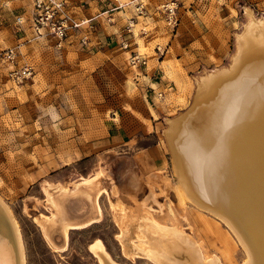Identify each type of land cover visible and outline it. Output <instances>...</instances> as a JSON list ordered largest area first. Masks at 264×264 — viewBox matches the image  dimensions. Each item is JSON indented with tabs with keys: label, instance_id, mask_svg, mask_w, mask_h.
<instances>
[{
	"label": "rangeland",
	"instance_id": "374dc122",
	"mask_svg": "<svg viewBox=\"0 0 264 264\" xmlns=\"http://www.w3.org/2000/svg\"><path fill=\"white\" fill-rule=\"evenodd\" d=\"M9 1L0 2V43L18 56L15 67L0 65V198L19 222L26 264H101L91 250L96 242L115 264H153L129 255L122 244L118 202L137 218L146 211L161 225L179 227L205 256L242 264L243 249L223 222L176 201L167 183L175 178L165 132L168 120L192 107L197 80L230 66L236 36L248 19L245 8L264 18V0H237L223 8L217 0H177L180 21L174 31L158 16L146 20L145 66L133 65L120 43L127 21H138L140 36L144 19L136 13L137 0L101 1L106 6L101 13L95 0H68L73 16L89 20L97 34L90 49L75 40L64 48L49 37L39 42L29 23L16 24L18 16L30 17L27 2ZM95 14L100 19L94 23ZM25 66L32 76L14 83L8 72ZM86 181L93 183L88 190L96 195V213L77 222L88 225L70 229L66 240L56 234L54 249L44 231L51 214L47 197L60 187L69 196L73 185ZM69 206L78 217L89 213L84 200L70 199Z\"/></svg>",
	"mask_w": 264,
	"mask_h": 264
},
{
	"label": "bare ground",
	"instance_id": "6f19581e",
	"mask_svg": "<svg viewBox=\"0 0 264 264\" xmlns=\"http://www.w3.org/2000/svg\"><path fill=\"white\" fill-rule=\"evenodd\" d=\"M27 1L32 12V0ZM118 2L123 0L115 1ZM69 12L73 15L70 6ZM136 13L143 16L137 10ZM245 14L248 19L236 36L237 49L230 66L204 73L197 80L190 110L167 121L165 139L175 178L167 183L180 206L190 203L228 227L243 249L242 264H264V18L249 9ZM128 27L141 64L146 61L144 46L134 21ZM30 28L35 39H53L44 30L36 33L31 25ZM129 59L138 66L130 53ZM89 184L86 181L82 187L73 185L69 196L63 187L56 188L54 197L48 195L51 214L44 219V231L54 249L56 234L66 240L70 229L88 225L77 222L96 213L97 198L92 189L88 190ZM70 199L88 202L89 213L83 218L74 215ZM116 207L123 233L120 240L129 255L144 257L153 264H223L219 257L205 256L201 246L179 227L161 225L146 211L137 218L134 209L128 211L120 202ZM91 250L101 264H115L100 242ZM0 264H26L19 222L1 198Z\"/></svg>",
	"mask_w": 264,
	"mask_h": 264
},
{
	"label": "built area",
	"instance_id": "2783aa9c",
	"mask_svg": "<svg viewBox=\"0 0 264 264\" xmlns=\"http://www.w3.org/2000/svg\"><path fill=\"white\" fill-rule=\"evenodd\" d=\"M115 4L116 0H108ZM33 10L30 17L25 20L29 22L36 33L41 30L46 31L48 36L56 41L59 48H63L66 44L77 41L82 48L90 49L91 36L93 35V26L89 20L84 18H76L69 12V5L67 0H32ZM172 4V5H171ZM171 4L166 3L161 5L160 12L164 18L167 27L173 31L179 26L178 5L175 2ZM136 10L139 15H145L144 5L139 3L136 5ZM23 16L16 18V24L21 27L25 23ZM131 34L130 28H127ZM124 50L129 51L133 62H137L135 51L132 50V41L124 40L121 42ZM18 52L15 49H6L0 43V65L5 63H12L15 65ZM139 64V63H138ZM139 65H146V61ZM33 74V69L29 66L22 68H14L8 72L9 78L14 83H23L30 79Z\"/></svg>",
	"mask_w": 264,
	"mask_h": 264
},
{
	"label": "crops",
	"instance_id": "0c3cea01",
	"mask_svg": "<svg viewBox=\"0 0 264 264\" xmlns=\"http://www.w3.org/2000/svg\"><path fill=\"white\" fill-rule=\"evenodd\" d=\"M3 0H0V2H2ZM17 1V0H16ZM79 1H81V0H79ZM86 1H88V2H90V0H86ZM101 1H106V0H95V7H96V9L101 13V11H103L104 9H105V5L104 4H102L101 3ZM132 1V0H131ZM149 1V3H150V0H148ZM169 1H172V2H175V3H177L178 4V1L177 0H156V3L158 4L157 6H153V5H151V4H148V5H145L144 4V8H145V15H143V16H140V18H142V19H144V21H143V24L144 25H142L141 27H140V29H139V31H140V36L142 37V39L144 40H142L141 38H140V41L142 42V44H143V46H144V55H145V45H144V42H145V39L147 38V36L149 35L148 34V30H147V24H146V20L147 19H153V18H155V16H158V17H160L161 19H164L163 18V16H162V13L159 11V9H158V7L160 6V5H162V4H164V3H168ZM218 2H220V4H222L220 7L221 8H223L224 7V5L227 7L228 5H232V3H235L237 0H217ZM247 1H254V2H256L255 0H247ZM10 2H12V0H10L9 2H7L8 3V5H10ZM25 2H27V5H28V9L30 10V14H31V5H30V3H29V1H27V0H25ZM123 2H127V0H123ZM137 3H142V0H137ZM79 3H76V5H78ZM143 4V3H142ZM81 5V4H80ZM80 5H78V8L80 7ZM7 7V6H6ZM81 9V8H80ZM245 9H249V10H251L252 12H253V9L252 8H250V7H247V8H245ZM233 10H235V12H237V10L236 9H234L233 8ZM158 11V12H157ZM104 14H106V13H104ZM103 14V15H104ZM102 15V14H101ZM80 17H87V16H85V15H81ZM29 18V17H28ZM28 18H25V19H28ZM98 19H100V16H99V14H95V16L92 18V20H93V22L95 23V22H97L98 21ZM126 22V21H125ZM25 23H29V22H25ZM24 23V24H25ZM134 24L135 25H138V21L136 20V19H134ZM23 26V25H22ZM22 26H21V28H22ZM128 26H129V24H128V21L124 24V27H123V30H121L122 31V33H121V35H120V43L122 42V41H124V40H130V41H133V38H132V35L131 34H129L128 33V31H127V28H128ZM28 28H30V23H29V25H28ZM31 29V28H30ZM122 29V28H121ZM32 30V29H31ZM137 30V29H136ZM32 32H33V30H32ZM134 37V36H133ZM135 39V38H134ZM36 40H38L39 42H45V40L44 39H42V41H40L39 39H37V37H36ZM91 41H92V43H91V47L90 48H95V45H94V41H97V34H96V32L94 31V33H93V35L91 36ZM135 42V41H134ZM135 44H136V42H135ZM136 48H137V46H136ZM165 63H166V65H168L169 66V68H170V70L168 71V73L170 72L171 74H172V79H175V81H176V83H178L179 85L181 84L180 82V80L178 79V76H176V71H175V69L173 68V66L171 65L172 63L171 62H169V61H165ZM140 73V72H139ZM167 73V74H168ZM166 74V75H167ZM168 78V77H167ZM178 86V85H177ZM181 87H183L182 85H181ZM150 113L153 115V116H155V114H154V111L152 110V109H150ZM137 115V114H136Z\"/></svg>",
	"mask_w": 264,
	"mask_h": 264
}]
</instances>
